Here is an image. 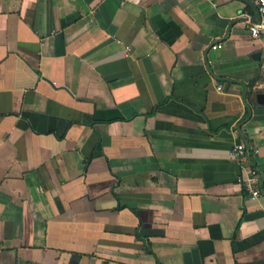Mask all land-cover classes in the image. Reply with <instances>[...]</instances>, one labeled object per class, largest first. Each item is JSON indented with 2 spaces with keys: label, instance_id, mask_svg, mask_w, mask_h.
I'll list each match as a JSON object with an SVG mask.
<instances>
[{
  "label": "crops",
  "instance_id": "1",
  "mask_svg": "<svg viewBox=\"0 0 264 264\" xmlns=\"http://www.w3.org/2000/svg\"><path fill=\"white\" fill-rule=\"evenodd\" d=\"M216 3L0 0V264H264V41Z\"/></svg>",
  "mask_w": 264,
  "mask_h": 264
},
{
  "label": "built area",
  "instance_id": "2",
  "mask_svg": "<svg viewBox=\"0 0 264 264\" xmlns=\"http://www.w3.org/2000/svg\"><path fill=\"white\" fill-rule=\"evenodd\" d=\"M252 1L256 5L258 19L256 22L249 25L248 33L252 39L264 41V0ZM207 2H209L213 7L217 6L216 0H207ZM220 47V45H217L213 46L212 48L216 49ZM253 153L257 154L258 151L254 150ZM229 156L232 160L237 162H246L249 159V153L242 143L235 145L229 151ZM238 182L242 184L244 191L251 200H255L261 196L262 192L259 174L255 168L250 169L244 178H239Z\"/></svg>",
  "mask_w": 264,
  "mask_h": 264
},
{
  "label": "water",
  "instance_id": "3",
  "mask_svg": "<svg viewBox=\"0 0 264 264\" xmlns=\"http://www.w3.org/2000/svg\"><path fill=\"white\" fill-rule=\"evenodd\" d=\"M254 57H259V54H255L253 56ZM262 74H263V77H264V67L262 68ZM256 100H257V104L258 105H264V94H257L256 95Z\"/></svg>",
  "mask_w": 264,
  "mask_h": 264
},
{
  "label": "trees",
  "instance_id": "4",
  "mask_svg": "<svg viewBox=\"0 0 264 264\" xmlns=\"http://www.w3.org/2000/svg\"><path fill=\"white\" fill-rule=\"evenodd\" d=\"M257 81H258V80H254V81L248 83L247 86H248V88H249V90H250L249 94L252 95L251 89L253 88V86L255 85V83H256Z\"/></svg>",
  "mask_w": 264,
  "mask_h": 264
}]
</instances>
